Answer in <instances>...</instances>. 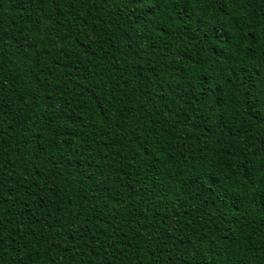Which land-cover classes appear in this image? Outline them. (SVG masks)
Segmentation results:
<instances>
[{
    "label": "trees",
    "instance_id": "1",
    "mask_svg": "<svg viewBox=\"0 0 264 264\" xmlns=\"http://www.w3.org/2000/svg\"><path fill=\"white\" fill-rule=\"evenodd\" d=\"M0 264H264V0H0Z\"/></svg>",
    "mask_w": 264,
    "mask_h": 264
}]
</instances>
